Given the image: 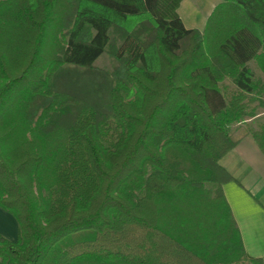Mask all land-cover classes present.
<instances>
[{
    "label": "trees",
    "instance_id": "1",
    "mask_svg": "<svg viewBox=\"0 0 264 264\" xmlns=\"http://www.w3.org/2000/svg\"><path fill=\"white\" fill-rule=\"evenodd\" d=\"M181 1L0 0V208L17 224L0 264H262L219 160L255 114L264 0H221L201 30ZM247 134L264 156V122Z\"/></svg>",
    "mask_w": 264,
    "mask_h": 264
},
{
    "label": "crops",
    "instance_id": "2",
    "mask_svg": "<svg viewBox=\"0 0 264 264\" xmlns=\"http://www.w3.org/2000/svg\"><path fill=\"white\" fill-rule=\"evenodd\" d=\"M242 145L244 151H238ZM236 161L248 169H239ZM219 164L231 176L222 184V192L238 227L244 254L248 259L260 258L264 264V156L252 137L246 135ZM16 233L15 219L0 208V234L14 241Z\"/></svg>",
    "mask_w": 264,
    "mask_h": 264
},
{
    "label": "rangeland",
    "instance_id": "3",
    "mask_svg": "<svg viewBox=\"0 0 264 264\" xmlns=\"http://www.w3.org/2000/svg\"><path fill=\"white\" fill-rule=\"evenodd\" d=\"M220 1L221 0H182L177 9V13L186 28L201 30L204 26L206 17L209 15L212 8ZM109 35V46L94 63L95 68L106 75L108 73L110 74L115 66L112 52L121 42V39L113 30L110 31ZM248 67L253 72L254 80L258 83V94L254 96V100L247 108V111H253L255 113L254 116H246L239 124H233L229 127V132L232 136L239 139L249 135L247 134L249 130L257 129V126L264 122V74L253 60L248 63ZM221 89L222 92L226 94L229 93L232 86L228 82H224L221 84ZM130 99H134V94L130 96ZM244 149V145H242V148H239L238 151H244ZM237 164L236 161V167L239 169H248V167L243 168L242 165L240 166ZM245 264L251 263L247 262Z\"/></svg>",
    "mask_w": 264,
    "mask_h": 264
}]
</instances>
